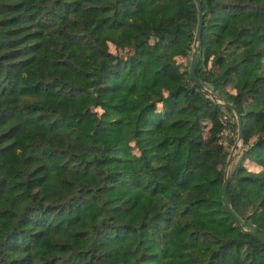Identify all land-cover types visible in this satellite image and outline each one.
<instances>
[{
    "label": "trees",
    "instance_id": "obj_1",
    "mask_svg": "<svg viewBox=\"0 0 264 264\" xmlns=\"http://www.w3.org/2000/svg\"><path fill=\"white\" fill-rule=\"evenodd\" d=\"M201 4L195 75L242 117L227 199L264 235V0ZM197 17L194 0H0V264H264L222 201L230 111L174 59Z\"/></svg>",
    "mask_w": 264,
    "mask_h": 264
},
{
    "label": "water",
    "instance_id": "obj_2",
    "mask_svg": "<svg viewBox=\"0 0 264 264\" xmlns=\"http://www.w3.org/2000/svg\"><path fill=\"white\" fill-rule=\"evenodd\" d=\"M194 2L197 7L198 17H197L196 30H195V34L193 38V46H192L191 56H190V61H189L188 74L198 87L208 92V95L212 98L214 102H216L223 108H227L231 110L232 113L234 114L235 121H236L237 139L228 154V157L226 160V166L224 168V179H223L222 186H221L222 201L227 211L231 214L232 218L235 220V222L239 226H241L242 229L257 235L259 238H261L264 241V235L262 233H260L259 231L250 229V228H246L242 224L241 219L234 213L227 199L226 187H227L228 174H229V165L232 160L235 149L237 148L239 142L243 139L242 117H241V113L239 112L238 108L233 102L218 99L215 96V94L211 91V89L205 87L203 82L195 75V67H196V62H197V57H198V44H199V40L201 36L202 23H203V8H202L201 0H194Z\"/></svg>",
    "mask_w": 264,
    "mask_h": 264
},
{
    "label": "rangeland",
    "instance_id": "obj_3",
    "mask_svg": "<svg viewBox=\"0 0 264 264\" xmlns=\"http://www.w3.org/2000/svg\"><path fill=\"white\" fill-rule=\"evenodd\" d=\"M108 48L110 51L112 52H117L118 54H125L127 53V51L125 49L121 50V49H117L115 48L114 44L112 43H109L108 44ZM190 56H191V52L188 53V54H182V53H178L174 56V59L177 63L180 64L181 68H188L189 67V61H190ZM215 94V93H214ZM215 96L220 99V100H224V97L222 95H216ZM230 112H227L230 116L232 114V117L234 118L235 120V117H234V114L232 113L231 110H229ZM219 141L224 145V147L228 150V154L233 146V144L235 143L236 139H237V130H236V133L233 135V136H228L226 134H224L223 130L220 132L219 134ZM225 142V143H224ZM242 145V140L239 142L237 148L235 149L234 151V154H233V157H232V160L230 162V165H229V171L231 170L232 166L235 165L237 163V161L239 160V151H240V147ZM245 165L248 166V168L250 169H255L256 166L255 164H253L252 162L250 161H245ZM225 166H226V163H225Z\"/></svg>",
    "mask_w": 264,
    "mask_h": 264
},
{
    "label": "built area",
    "instance_id": "obj_4",
    "mask_svg": "<svg viewBox=\"0 0 264 264\" xmlns=\"http://www.w3.org/2000/svg\"><path fill=\"white\" fill-rule=\"evenodd\" d=\"M222 121L224 123V127H223V132L224 134L228 135V136H233L234 135V130L232 129V127L230 126V115L228 113H224L222 115ZM225 143V142H224Z\"/></svg>",
    "mask_w": 264,
    "mask_h": 264
}]
</instances>
